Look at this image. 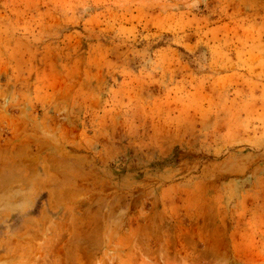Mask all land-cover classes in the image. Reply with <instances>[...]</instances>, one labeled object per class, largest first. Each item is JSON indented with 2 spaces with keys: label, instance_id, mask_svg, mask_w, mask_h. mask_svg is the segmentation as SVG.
Instances as JSON below:
<instances>
[{
  "label": "rangeland",
  "instance_id": "rangeland-1",
  "mask_svg": "<svg viewBox=\"0 0 264 264\" xmlns=\"http://www.w3.org/2000/svg\"><path fill=\"white\" fill-rule=\"evenodd\" d=\"M0 264H264V0H0Z\"/></svg>",
  "mask_w": 264,
  "mask_h": 264
}]
</instances>
